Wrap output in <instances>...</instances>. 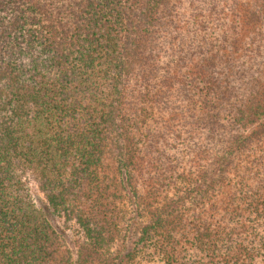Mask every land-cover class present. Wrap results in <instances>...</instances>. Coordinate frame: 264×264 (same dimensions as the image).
Here are the masks:
<instances>
[{"label":"trees","instance_id":"1","mask_svg":"<svg viewBox=\"0 0 264 264\" xmlns=\"http://www.w3.org/2000/svg\"><path fill=\"white\" fill-rule=\"evenodd\" d=\"M0 264H264V0H0Z\"/></svg>","mask_w":264,"mask_h":264},{"label":"rangeland","instance_id":"2","mask_svg":"<svg viewBox=\"0 0 264 264\" xmlns=\"http://www.w3.org/2000/svg\"><path fill=\"white\" fill-rule=\"evenodd\" d=\"M32 192L35 199L39 200L44 198L43 194L38 190L36 186H33Z\"/></svg>","mask_w":264,"mask_h":264}]
</instances>
